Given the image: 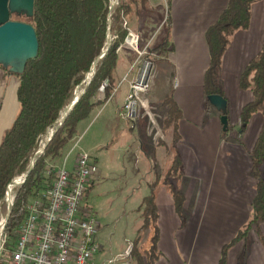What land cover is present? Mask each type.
<instances>
[{"label":"trees","instance_id":"1","mask_svg":"<svg viewBox=\"0 0 264 264\" xmlns=\"http://www.w3.org/2000/svg\"><path fill=\"white\" fill-rule=\"evenodd\" d=\"M254 2L255 0H228L216 22L205 32L209 56V65L203 79L205 97H224L217 81L222 58L232 35L249 27L250 10ZM108 4L109 0H34L33 15L30 19L11 16V20L25 22L33 27L38 40V53L35 59L27 62L20 75H14L0 66L5 74L15 76L18 80V112L0 142V212L5 208L7 186L26 172L32 155L45 142L42 138H46L47 132L54 128L53 124L59 114L72 100L74 90L84 83L85 76L104 48ZM115 14V39L108 52L95 67L94 76L86 92L47 144L14 199L2 233L7 251L13 249L18 239L19 228L27 216L28 203L53 186L56 174L51 164L59 159L62 161L65 147L72 143L77 135L78 124L113 96L116 88L115 69L120 59L119 48L130 31L128 27H122L121 23L117 25L119 18L122 22L131 23V28L134 27L141 35L143 30L154 34L161 23V17L149 10L148 0H119V9ZM167 23L168 18L160 25L158 34ZM172 52L167 26L158 44L150 49L149 56L167 59ZM149 60L153 62L152 59ZM103 85L104 90L99 94V88ZM238 88L251 94V101L240 109L238 134L245 132L253 114H260L263 124L250 151L251 176L256 182L255 194L250 203V219L222 246L218 264L226 263L228 250L238 241L245 239L253 226L258 228L264 224V40L259 53L240 73ZM165 105L167 114L163 129L172 131L175 138L174 147L179 139L177 122L180 111L171 97L166 99ZM207 105L212 107L208 102ZM225 134L223 132V136ZM180 169L181 162L178 155H175L167 175L180 177ZM72 180L71 174L69 181ZM164 184L168 186L175 210L182 219L184 194L170 186L166 179ZM154 186L155 184L151 185ZM139 210L142 218L140 229L153 227V236L149 248L142 249L136 261L137 264H152L160 255L157 250L158 213L153 188L150 195L143 199ZM261 240L264 244L263 238ZM134 251H138L137 245L131 244L129 255L133 256Z\"/></svg>","mask_w":264,"mask_h":264},{"label":"crops","instance_id":"2","mask_svg":"<svg viewBox=\"0 0 264 264\" xmlns=\"http://www.w3.org/2000/svg\"><path fill=\"white\" fill-rule=\"evenodd\" d=\"M148 2L149 10L161 17L160 27L163 23L161 0ZM227 2L170 0L168 4L169 38L173 48L167 58L172 66L171 97L180 111L177 122L179 139L175 144L174 156L178 155L181 175L187 178L181 186L185 196L182 208L190 211V220L184 222V209L181 219L169 194H157V250L160 255L152 264H218L222 246L249 221L256 183L251 176L250 151L263 118L258 113L253 114L245 132L238 134L240 109L251 101L249 91L239 90L238 77L262 47L264 0H255L251 5L249 27L232 35L222 58L219 86L223 95L227 88L235 95L232 111L229 110V100L224 96L229 131L223 136L221 113L207 105L203 79L209 65L205 32L216 22ZM128 54L121 52L120 58L127 59ZM10 77L0 69V140L18 112V83ZM131 80L129 78L119 88L116 87L113 96L99 109V117L106 112L104 122L118 121ZM117 95V103L108 109ZM77 141L73 144L76 149L71 153L69 172L73 171L76 155L81 150L77 147ZM85 153L91 158L96 156L90 148ZM93 161L98 169L97 157ZM149 164L153 167L152 158H149ZM258 228L264 240V224ZM244 240L228 250L225 264H264V244L258 242L257 236L251 240V244H244ZM130 247L131 244L124 251ZM124 251L117 253L118 257Z\"/></svg>","mask_w":264,"mask_h":264},{"label":"rangeland","instance_id":"3","mask_svg":"<svg viewBox=\"0 0 264 264\" xmlns=\"http://www.w3.org/2000/svg\"><path fill=\"white\" fill-rule=\"evenodd\" d=\"M161 6L164 22L168 16V0H161ZM115 15L114 11L112 14L113 21ZM119 15H121V12ZM119 23L123 27V22L120 18L117 25ZM113 25L114 23L111 22L109 31L111 43L115 39ZM167 26L168 23L165 24V28L159 34L158 31L161 26L156 29L154 34L146 33L143 30L141 35L134 27L131 28V23H127L126 27L138 37V41L136 46L131 47L125 43L124 39L122 46L119 48L120 54L124 51L130 54H128L127 59L120 58L117 63L115 69L116 87L119 88L127 79L132 78L129 82V91L121 108V116L114 123L104 122L106 112L99 117V113H101L99 109L101 107L95 109L78 124L77 135L72 143L65 147L62 161L59 159L51 164L55 170L69 154L66 167L70 170L73 144L77 140L78 144L77 142L75 144L81 149V152L84 153L89 148L94 150L96 156L92 158L95 159L97 157L99 171L96 174L97 176L92 178L88 191L80 202V210L85 215H93L99 226L96 235V241L99 245L98 252L92 257V261L95 264H109L108 260L110 259H114L112 264L129 263V261L137 264L138 255H141L143 248L149 247L153 236V227L140 229L142 218L139 206L143 199L150 195L152 188L155 198L157 194L160 195L161 193H167L172 197L168 186L162 184L165 179L170 186L184 194L181 186L183 182L187 181V178L185 176L182 177V175L180 176L181 178L167 175L172 157L175 154V146L173 147L174 135L171 130L165 131L163 129L164 119L167 114L165 101L171 97L172 93L173 84L170 75L172 66L165 58L149 56L150 49L158 44ZM149 59H152L153 62ZM146 64L151 65L149 76L144 80L146 85L142 90L136 91L133 87L140 79L143 80ZM220 77L221 75L218 73V82ZM10 78L18 83L15 76ZM102 92H99V94ZM225 92L224 96L229 100V110L231 109L232 111L235 95L228 88ZM129 94L133 96L132 100H134L136 105L137 117L132 120L124 117V107L129 104V101H126ZM117 97L118 95L108 109L114 107L118 101ZM15 117L16 115L14 119ZM224 133H228V131ZM46 138L42 139L46 140ZM148 157L152 158L153 167L150 166ZM17 179L19 180L18 177ZM14 180L10 185L15 182ZM153 184L155 186L151 187ZM14 188L9 191L8 187L7 195L12 196ZM6 207L7 204L5 202V208L1 210L0 216H5ZM182 209H184L183 216L185 218L183 220L187 223L190 220V211L185 208ZM262 235L263 233L259 231V228L253 226L245 237L244 244H251V240L256 236L258 242L263 244ZM129 244L137 245L138 254L134 251L133 256L118 257L117 253L123 252ZM7 256L8 253L0 249V258Z\"/></svg>","mask_w":264,"mask_h":264},{"label":"built area","instance_id":"4","mask_svg":"<svg viewBox=\"0 0 264 264\" xmlns=\"http://www.w3.org/2000/svg\"><path fill=\"white\" fill-rule=\"evenodd\" d=\"M118 8L119 0H109L107 20L110 17L113 22L112 14ZM126 25L124 21L123 27ZM137 41L138 37L129 31L125 43L134 47ZM105 85L99 88V92L103 91ZM145 85L143 77L133 88L139 91ZM132 98L129 94L126 98L129 104L124 107V117L130 120L137 117ZM68 156L55 169L53 186L28 203L27 216L19 228L18 239L12 250L7 251L3 247L1 236L0 249L7 252L8 256L0 258V264H94L91 261L98 252L96 235L99 226L93 215L81 212L80 202L88 191L91 179L97 176L98 169L93 159L80 151L76 155L73 171L69 172L66 167ZM71 174L73 180L69 181ZM130 249L119 257L130 256ZM113 262L114 259L108 260L109 264Z\"/></svg>","mask_w":264,"mask_h":264},{"label":"water","instance_id":"5","mask_svg":"<svg viewBox=\"0 0 264 264\" xmlns=\"http://www.w3.org/2000/svg\"><path fill=\"white\" fill-rule=\"evenodd\" d=\"M34 0H0V66L8 70L14 75H20L23 73L25 66L28 61L35 59L38 53V40L33 27L25 22L13 21L11 16H24L30 19L33 15ZM111 28L110 17L107 20V32L106 39L104 43V48L102 49L100 55L94 61L91 66L90 71L87 73L84 79V83L78 86L73 93V98L70 100L64 109L59 114V118L53 124L54 128L47 132V138L42 146L34 153L31 157L30 164L26 172L18 177L17 183L15 185L16 190L12 194L11 201L7 204L6 213L1 226V234L4 226L7 222L9 213L12 208L14 199L25 181L26 177L34 167L37 159L43 154L45 147L51 141L54 134L62 125L66 116L72 111L75 104L80 100V98L86 92L93 76L95 73V67L102 61L108 49L111 46V40L109 39V31ZM146 71L144 72V80L149 76L151 65L146 64ZM207 102L210 106L214 107L217 111L221 113L220 123L222 126V131L226 132L228 130V118H227V101L223 96L220 95H209L206 97ZM10 185V184H9ZM8 185V186H9ZM6 189V195L7 190ZM5 195V198H6ZM4 198V200H5Z\"/></svg>","mask_w":264,"mask_h":264},{"label":"bare ground","instance_id":"6","mask_svg":"<svg viewBox=\"0 0 264 264\" xmlns=\"http://www.w3.org/2000/svg\"><path fill=\"white\" fill-rule=\"evenodd\" d=\"M142 78V77H141ZM50 132V131H49ZM17 178L14 180L15 182H13L10 186H8L9 187V191H11L12 190V188H14V186L16 185V183H17ZM9 194V193H8ZM11 199H12V196L11 195H6V198H5V202H6V204H8L10 201H11ZM3 220H4V217L3 216H0V232H1V226H2V223H3Z\"/></svg>","mask_w":264,"mask_h":264}]
</instances>
